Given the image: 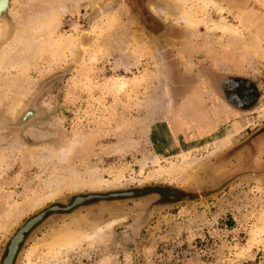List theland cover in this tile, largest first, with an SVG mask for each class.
<instances>
[{
	"label": "rangeland",
	"instance_id": "374dc122",
	"mask_svg": "<svg viewBox=\"0 0 264 264\" xmlns=\"http://www.w3.org/2000/svg\"><path fill=\"white\" fill-rule=\"evenodd\" d=\"M10 7L0 21V54H10L0 67V226L24 211L0 228V264L19 226L42 211L13 264H264V0ZM180 10L201 18L199 27L178 22ZM29 92L34 115L10 124L11 101L26 105ZM233 128L217 148L215 137ZM92 174L114 184L64 188L29 209L45 179ZM112 219L94 244L84 238L54 254L45 243L27 256L60 231L92 233Z\"/></svg>",
	"mask_w": 264,
	"mask_h": 264
},
{
	"label": "bare ground",
	"instance_id": "6f19581e",
	"mask_svg": "<svg viewBox=\"0 0 264 264\" xmlns=\"http://www.w3.org/2000/svg\"><path fill=\"white\" fill-rule=\"evenodd\" d=\"M10 1L11 0H0V21H5L6 22V18L8 17V13L10 12L12 14V9L10 7ZM185 1V0H184ZM211 2V1H210ZM217 3V2H215ZM204 4V3H203ZM205 6V4H204ZM10 7V8H9ZM11 9V10H10ZM14 13V12H13ZM236 15H238V20H241L242 19V13H239L237 12ZM176 17V20L179 22L181 21L185 26H189V27H199L200 25V19L195 17L193 14H191L190 12H186V11H182L180 10V12L178 14L175 15ZM224 18V17H223ZM225 19V18H224ZM224 19H222L223 21V24L224 26H227L229 29L231 30H235L237 29L236 26L230 24V23H227L224 21ZM6 24V23H5ZM6 27V26H5ZM37 27V26H36ZM207 29L211 32L213 31L212 28L210 27H207ZM260 29V28H259ZM1 50H4V49H1ZM7 50V49H6ZM5 51V50H4ZM4 51L0 54V67L1 65L3 64L4 65V62H5V59H6V56L7 54L9 53H4ZM7 52V51H5ZM10 56V54H8ZM8 58V57H7ZM10 58V57H9ZM9 60V59H8ZM7 60V61H8ZM14 60V59H13ZM9 62H12L11 59L9 60ZM16 63V62H15ZM6 64V63H5ZM10 64V63H9ZM2 65V66H3ZM5 66V65H4ZM10 66V65H8ZM9 70V69H8ZM63 76V75H62ZM4 80V78L2 79ZM166 80V79H165ZM10 81V79H9ZM53 81H56L55 79ZM51 81V82H53ZM166 82V81H165ZM7 84V82H6ZM12 87V84H10ZM17 85V84H16ZM13 86H14V83H13ZM3 87V86H2ZM9 87V85H8ZM7 87V88H8ZM48 87V86H47ZM163 89V88H162ZM10 91V90H9ZM38 91V90H37ZM36 91V92H37ZM163 91V90H162ZM8 92V91H6ZM15 92V91H14ZM41 92V91H40ZM39 92V93H40ZM166 92V90H165ZM162 93V101L163 102V106L165 105V102L167 100V96L165 95L166 93ZM17 93V92H16ZM15 93V94H16ZM25 93H27L25 91ZM23 92V94H25ZM30 93V92H29ZM10 94H13V93H10ZM31 94V93H30ZM30 94L28 96H30ZM42 94V92H41ZM40 94V95H41ZM166 98H164V95ZM3 95V94H2ZM32 95V94H31ZM38 95V94H37ZM9 96V94H8ZM13 96V95H12ZM15 96V95H14ZM25 96V95H24ZM27 96V95H26ZM35 96V94L32 95V97ZM31 97V98H32ZM12 98V97H11ZM22 99L24 97H21ZM29 99L28 101V104L24 105L23 104V100H21L20 98H18V100H13L15 98H12L11 100H13L14 102L11 101V103H13L12 106H10L11 110H10V116L13 117V120L12 123L10 124H22L24 122H26L28 119H30L34 113H35V99L36 97L32 98V99ZM38 98V97H37ZM8 99V97H7ZM25 99V98H24ZM159 100V99H158ZM3 101V99H2ZM9 101V100H8ZM1 103V102H0ZM161 103V102H160ZM5 104V103H4ZM162 104V103H161ZM162 108V107H161ZM160 108V109H161ZM11 117V118H12ZM9 124V125H10ZM243 125V124H242ZM236 132V130L233 128V129H230L229 133H226L223 137H215V143L217 144V148H222V147H225L227 144L231 143V136H232V133ZM75 143V142H74ZM20 148V147H19ZM217 148H215V150H217ZM30 149V148H29ZM36 149V148H35ZM62 149V148H61ZM69 149V147H68ZM67 150V149H66ZM47 151V150H46ZM39 152V151H38ZM42 152V151H41ZM67 151H64L63 154H66ZM23 153V152H22ZM33 154V153H32ZM47 154V153H46ZM24 156V155H23ZM59 156V155H58ZM57 156V157H58ZM50 157V156H49ZM25 158V157H24ZM23 158V159H24ZM30 158V157H29ZM34 158V157H33ZM29 160V159H28ZM187 164H189L188 162H186ZM171 167V166H170ZM185 168V167H183ZM69 169V168H68ZM170 169V168H169ZM172 169L173 170H178L180 168H176L175 165H172ZM171 169V170H172ZM163 170V169H161ZM166 170V169H165ZM165 170H163L165 172ZM182 170V169H181ZM162 171V172H163ZM71 172V171H70ZM98 172V171H97ZM95 172V173H97ZM152 172V171H151ZM167 172V171H166ZM122 173V172H121ZM177 173V172H176ZM78 174V173H76ZM58 175V174H57ZM74 175V174H73ZM95 174H92L91 176H93ZM102 175V174H101ZM123 175V173H122ZM75 176V175H74ZM124 176V175H123ZM121 177V176H120ZM59 178V177H57ZM56 178V179H57ZM64 178V176L62 177ZM62 178L57 181L56 179H50L51 181H47V179H45V186H44V190L43 192L41 193H37L35 194V196L31 197L30 199V202L27 204L29 209H35L36 207H39V206H42L43 204H45L48 200H52L54 199L60 192H62V190L64 188H71V189H79L80 187H84V186H89L90 188H100L102 187L103 185H108L110 183H113L114 180H112L111 182L107 181V179H103V177H98V176H93L92 178L90 177L89 179H86L87 181H79L80 179L77 180V182L75 180H72L74 182H70L69 183H65L66 181L62 180ZM117 178V177H116ZM124 178V177H123ZM66 180V178H64ZM77 179V178H76ZM112 179V178H111ZM115 179V178H114ZM53 180V182H52ZM69 180V179H68ZM85 180V179H84ZM117 179H115L116 181ZM118 180H119V177H118ZM55 181V182H54ZM120 181V180H119ZM116 183V182H115ZM114 184V183H113ZM111 185V184H110ZM116 185V184H115ZM124 185V184H123ZM70 190V189H69ZM14 203V202H13ZM13 209V208H12ZM14 209H19V210H12V211H9L8 214L6 215L7 218H4L5 216H3V218L5 219L4 222H1V226L0 228L2 227L3 229L6 228V230H8L7 228H9L10 224L14 223L15 221H17V219H19L23 214L22 212L24 211V208H14ZM2 220V219H1ZM117 221V219H112L108 222H106V224H103L104 226H98L96 228V230H93L92 233L88 232V231H85V230H80V229H74V230H63V231H60L59 233H57L55 236L51 237L52 239H48V240H45L46 242H43L38 244L34 243L35 246H33V248L31 250L28 251L27 253V256H32L34 254H36L37 252L40 251V245L41 244H45L48 245V247L50 248V250L54 253V252H61V251H64L66 250L67 252L69 250H71L72 248H74L76 246L77 243H80L84 238H86L87 240H89V243L90 244H94L96 239L102 237L103 235H105L106 232H108L107 230H109L113 225L114 223ZM259 222L258 223H261L264 221V215L261 216V218L258 220ZM25 226L24 225H21L19 226V228L17 229V231L15 232L14 234V239L13 241L15 240V245L14 247H11V253L10 255H12V253H14L15 251V247H16V244H17V241L19 240V238L21 237L22 235V230ZM85 239V240H86ZM102 239V238H101ZM99 240V239H98ZM13 244V243H12ZM31 246V247H32ZM49 250V252H50ZM52 254V253H51ZM55 254V253H54ZM13 256V255H12ZM52 256V255H51ZM114 262V261H113ZM3 264H9L8 262H3ZM11 264V262H10Z\"/></svg>",
	"mask_w": 264,
	"mask_h": 264
},
{
	"label": "water",
	"instance_id": "95a60500",
	"mask_svg": "<svg viewBox=\"0 0 264 264\" xmlns=\"http://www.w3.org/2000/svg\"><path fill=\"white\" fill-rule=\"evenodd\" d=\"M93 196L94 195H92V194H90L88 196H77L75 198V200L71 204H68V205L64 206L63 208L58 206V205H55V206H52L51 209H54V210L70 209L74 205H78V204L84 202L85 200H87V199H89V198H91ZM45 213H46V211H42V212L38 213L37 215H35L31 220H29V221L27 220L28 222L26 223L25 227L22 230V235L19 238V240L17 241L16 247H15V251H14V253H12L13 256L10 255L11 247H12V243H13V239H14V237H13L14 235L12 236V238L10 240L9 247H8V253H7L6 257L4 258V260L2 261V264H3V262L6 261V259H7V257L9 255L11 256V264L14 263V260L16 258L17 252H18V250L20 248V244L24 240L26 232L30 231L36 225V223H38L44 217Z\"/></svg>",
	"mask_w": 264,
	"mask_h": 264
},
{
	"label": "crops",
	"instance_id": "0c3cea01",
	"mask_svg": "<svg viewBox=\"0 0 264 264\" xmlns=\"http://www.w3.org/2000/svg\"><path fill=\"white\" fill-rule=\"evenodd\" d=\"M197 28V27H196Z\"/></svg>",
	"mask_w": 264,
	"mask_h": 264
}]
</instances>
